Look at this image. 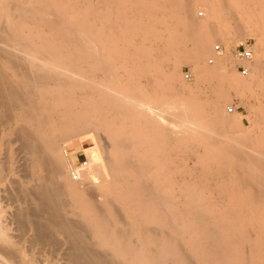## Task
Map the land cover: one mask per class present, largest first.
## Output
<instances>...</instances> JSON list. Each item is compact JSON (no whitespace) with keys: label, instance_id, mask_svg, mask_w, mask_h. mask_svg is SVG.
I'll use <instances>...</instances> for the list:
<instances>
[{"label":"bare ground","instance_id":"1","mask_svg":"<svg viewBox=\"0 0 264 264\" xmlns=\"http://www.w3.org/2000/svg\"><path fill=\"white\" fill-rule=\"evenodd\" d=\"M91 1L0 0V32L6 36L0 40L4 45L0 46V123L8 124L6 131L13 136L8 140L18 144L0 159V264H53L58 253L64 264H215L212 260L218 253L225 264H248L249 259L262 257L264 143L233 137L246 128L240 126V115L221 106V96L210 115L192 88L178 82L175 65L164 78L179 89L178 100L158 94L162 77L144 70L156 48L130 59L134 71L119 70L129 62L121 56L136 47L150 17L166 28L163 40L158 39L159 29L154 31L155 38L165 43V53L178 54L174 64L189 60L195 80L225 75L233 53L229 42L220 38L219 25L230 21L235 27L232 49L247 35L255 39L247 73L234 72L232 79L260 70L264 0H154L151 10H146V0H135L136 13L121 23L124 47L111 35L123 2L102 0L100 9L96 0ZM240 24L246 32L240 31ZM221 42L225 47L217 50ZM156 70L160 71L158 66ZM165 113L179 120V129L164 123ZM183 128L189 132L176 135ZM98 131L110 147L100 143ZM207 132L218 138L229 132L231 138L217 142ZM82 135L93 144L82 146L77 140ZM171 142L176 152L192 148L203 176L232 174L217 186L228 199L223 211L217 213L215 202L204 200L202 186L191 183L183 190L182 205L175 202L171 169L168 174L159 168L160 154H170ZM69 147H82L88 156L89 165L76 181L68 173ZM155 149L158 155L149 156ZM15 154L23 156L16 162ZM18 160L21 179L15 176L20 180L11 181L9 176L7 187V175ZM250 186L256 188L254 194ZM224 212L230 214V226L221 227ZM187 213L196 219L192 234L182 221ZM248 223L250 231L245 228ZM182 236L187 251L181 246ZM244 244L250 254L241 252Z\"/></svg>","mask_w":264,"mask_h":264},{"label":"rangeland","instance_id":"2","mask_svg":"<svg viewBox=\"0 0 264 264\" xmlns=\"http://www.w3.org/2000/svg\"><path fill=\"white\" fill-rule=\"evenodd\" d=\"M94 1L95 0H92L91 2L94 3ZM96 1H95L96 4L94 3V5H96L97 8L101 9L102 8L101 5H103V3L101 4L100 1L101 2H103V1L102 0H96ZM119 1H122L125 6H124V9L122 10L123 12L120 15H117V17L120 16V21L117 20L112 25L111 35L117 39L120 46L124 47V45L126 44V41L124 39L125 34H123L122 30H121V23L125 18L132 17L136 13V6L134 3L135 0H117V2H119ZM153 1L154 0H146V3H147L145 6L146 10H151L150 4ZM98 2L101 5L98 4ZM200 12H201V10L198 11L199 15H200ZM157 14H160V13L158 12ZM96 21L97 22H95V27L99 28L101 26V22L97 19H96ZM238 23H241V22L239 21ZM219 26H220L219 29L221 30L220 38L229 42L230 47H231L230 53H233V49L231 46V45H233L231 43H233L234 31H235V29H234L235 27L233 25V22L230 21V24L219 25ZM157 30H158V32H157ZM165 30H166L165 26L164 25L160 26V23H156L155 18H153V17L148 18L146 25H145V28L142 32V35H140V37H138V39L136 40V47L131 48V49H126L124 52V56H121L124 60H127L129 62H126L125 69H120L119 73H125L127 71H129V72L134 71V65L132 62H130V59L135 57V56L143 55L144 51H146L147 49L156 48L158 53L156 52L154 54L153 59H149L146 61L144 60L145 61L144 62V70L151 71V72L155 71L156 73H158L159 76L162 77V80H161L160 85L158 86V90H157L158 94H162L165 97L171 96L174 101L178 100L179 89H177V87L175 85L170 84L169 81L166 78H164V73L169 72L173 68V66L175 65L174 68H175L176 72H180V73H178V82L184 83V84H186L192 88V92L194 93L193 95L195 97L201 99L203 102H205L206 105L204 108H205V110H207V112L210 115H211V112L213 111V106H215V103L218 102V98H220V96H221V99H220L221 100L220 101L221 106H223L224 108H228V110L231 112V114L233 116L240 115V117L243 121V124L240 126H242L243 128L244 127H246V128L242 129V131H240V130L236 131V133H234L233 137H237L240 139L242 138L241 140L246 139L248 142L250 141L254 145H260L261 143H264V130H263L264 129V115H262V114L260 115L261 107L264 106V64L262 65L260 70H257V71L252 70L251 73L248 74L247 76L241 77L238 80H233L232 76H233L234 72H237L239 74H243V73H241V71L236 68L234 58L232 57L231 59L228 60V62H226L227 68H226L225 75L195 80L194 79L195 75H194L193 66L189 60H182V61L180 60L181 63H179L180 61H178L177 64H174V61H175L174 58H176V56L178 54L176 52L172 53L168 50L166 51L168 54L165 53V50H164L165 43H162V41H159V40H161V39L163 40L165 38V33L167 32ZM105 31H107V33H110L108 31V29H106ZM154 31L157 32L158 34H160V38H158L159 40L156 39L157 36L155 38ZM162 31L163 32L165 31V33L163 34L164 37L161 35V33H163ZM240 31L246 32L245 27H243V24H240ZM4 37H6V36L2 32H0V40H2V41L5 40ZM246 39L248 41H250V44L252 47V57L249 59V60H252V58L254 57L253 49L255 48V39H254V36H252V35H247L245 37V40ZM239 42H241V41L237 40L234 43V46ZM1 44L2 43H0V46L3 47L4 45L3 44L1 45ZM47 44H48V41L45 45L47 46ZM186 45H187V47H188V45L190 47L191 42L190 41L187 42ZM217 46H220L222 50L224 49L223 47H225L222 42L216 44V47ZM217 50H219V48ZM171 53L174 55H172ZM164 54H165V57H163ZM175 54H177V55L175 56ZM212 59L213 58H210V60H208V62L211 63ZM157 66L159 67L160 71L156 70ZM223 79L228 80V82H224ZM90 85L93 86L92 84H90ZM50 86H52V85H50ZM52 87H54V86H52ZM189 90L190 89H188L185 92L187 93V92H189ZM231 105H234L236 107V109L230 110ZM189 110H194V108L191 107ZM165 118L166 119L164 120V123H166L170 129L172 128V129L177 130L181 126V123L179 122V120L176 118H175V121L172 120V116L170 114L165 113ZM210 118H214V116H212ZM196 119H198V118H196ZM168 121H172V122H168ZM195 123H199V122L196 121V122H194V124ZM1 124L2 123H0V140H2V141H0V147H1L0 148L1 149L0 150V159L1 158L3 159L5 156H7V152L10 149V146H11V150H12V146L14 148V147H17L18 144H17V142H15L13 140H12V142L8 140L9 137H11V138L13 137L12 133L10 134L6 131L8 124H6V123H3L2 125ZM4 128H5V131L7 133L3 130ZM248 128L250 131L248 130ZM183 129H184V132L178 131V133H176V135H182L183 133L189 132V131H187L189 129V127H186L187 130L185 128H183ZM246 131L250 132L249 136H248L249 132H246ZM94 132L95 131L93 130L92 134H94ZM98 132H99L98 134L101 135V136L100 135L99 136L102 139L100 141V143L102 145L105 144V147H110L111 144H109V141L105 138V135L103 134V132L102 131H98ZM3 133H6V134L3 135ZM207 133H208V135H215L217 137V140H216L217 142L218 141L219 142L220 141L228 142L229 141L228 138H231L229 132H222L221 133L222 136L220 138H218V135L214 134L213 132H207ZM9 134H10V136H9ZM2 135H3V137H2ZM6 135H8V136H6ZM4 136L7 139H5ZM77 137L74 136V137H72V139L76 140ZM244 137H245V139H244ZM3 138H4L5 142H4ZM77 140H80V142H82L85 147L93 144L92 142H90L88 140V137L83 136V135ZM3 143H6L5 147H4ZM9 143H11V145ZM168 145H170V150L168 151V149H165L164 152H166V151H168V153L170 151L171 152H170V154H167V152L164 154H160L161 160L160 159L159 160L161 162L159 163V165H160L159 168H162L161 172H166L169 167L171 169V170L169 169L170 173H171V178L169 177L170 178L169 180L171 182L170 183L171 184V190H172V188L175 189V190H172V192L175 191L176 193L174 192L175 193L174 195L178 196V198H179L178 199L176 196H174V197H176V198L173 197L175 199V202L177 204L182 205V203H183L182 201L184 200L183 190H185L187 185L191 183V185L195 184L196 186H199V187L202 186L203 191L201 190V192H204V195H205V196H203L204 200H206V201L210 200L211 203L214 201L215 204L213 202L214 205L213 204L212 205H213V208L217 211V213L223 211V207H224L225 203H227L228 199L225 195H221L222 193L218 192L217 186L223 180H225V181L230 180V178L232 177V174H229L228 172H226L221 177L220 176H218V177L212 176L211 174H208V175L206 174L207 176H205V175L203 176V173L201 172L202 170L199 169L200 167L198 165H196L197 164L196 163L197 154H193L194 151L192 152V148L191 149L183 148V152H181L182 151V149H181V151L179 150L180 151V154H179V151L176 152V150H178V149H176V150L172 149V148H174V145L172 144V142ZM156 150H158V149L153 150L151 152L152 154H150L149 156L152 157V155H154L155 153H157V152L159 153V151H156ZM66 151H68V153L72 154V159L75 161H77L79 158H81L85 155V152L82 149V147H79V148L69 147ZM198 151L202 152L203 149L198 148ZM158 153L156 155H158ZM21 154L20 155L15 154L16 155V156L14 155L15 157L12 155V158L14 157L13 159H15L17 162V158H19V156H20V158H21V156H23ZM165 154H166V156H165ZM194 155H196V156H194ZM86 156H87V154H86ZM163 156L166 158H164ZM167 156H168V158H167ZM162 158H163V160H165L163 165H162V162H163ZM169 158H170V160H167ZM86 159H88V156ZM14 161H13V163H14ZM19 162H20V160H18V165L15 163L14 164L12 163V166L15 165V170H16V168H18V169L15 172L14 166H13V170L8 173L7 178H6L7 187H8V184H10V182L12 180H15V179L20 180L21 179L20 178ZM88 165H89V163H88ZM206 167H207L206 165L202 166V168H206ZM173 169H176V171H173ZM13 171H14V173H13ZM168 171H167V173H168ZM2 174H4L3 170H2ZM10 174H12V175L14 174V176L12 177V175H10ZM172 174H173V176H172ZM9 176L11 178V181L8 183V180H10ZM15 176L19 177L20 179L15 177ZM70 178L73 181L75 180L71 176H70ZM204 178H206V179H204ZM171 180H173V181H171ZM202 180H204V181H202ZM174 181H175V183H174L175 185L173 187ZM167 182L168 181L166 179L164 184L166 183L165 185H167ZM201 182L203 184L204 183H206V184H204V186H203V184ZM249 190L252 191L254 194V191L256 190V188L254 186H250ZM181 192H182V195L180 194ZM206 194L207 195L211 194V195L207 196ZM0 196H3L2 191H0ZM251 197L254 198L255 196L252 195ZM10 207H11V205H10ZM10 207H9V209L11 210L13 207H11V208ZM120 212H121V214L123 213V210L121 207H120ZM229 215L230 214L228 212H224L223 217L220 219V226L221 227L224 224L226 226H230L229 223H227L229 221V217H230ZM183 216L184 217H182V221L187 223L186 225L188 227V230L190 231L187 233L192 234L193 233L192 230L194 228L193 226H195L196 219L194 218V220L192 221L193 218L190 219L191 216L188 215V213L184 214ZM126 219L127 218H125V216H123V220L126 221ZM151 226H153V225L151 224ZM246 226H245L246 229L248 228V226L250 228L249 223L246 224ZM233 227L234 226H231L229 229H231ZM250 230L251 229H247V231H250ZM158 231H160V230H158ZM163 231L165 233H168V228L164 227ZM230 232H234V229H231ZM184 233H186V232L184 231ZM184 235H186V234H184ZM229 236L231 237L233 235H229ZM184 237L186 239H188L190 237V235L184 236ZM185 238H184V240L181 241L182 248L184 245L183 251L188 250L187 245H185V243L183 244V241L186 240ZM134 239H135V237H134ZM239 248H240V246H239ZM240 250H241V252H245L246 254L247 253L250 254V251H249L250 248H249V245L247 246V244L242 245ZM237 252H239V249L237 250ZM59 256H60L59 253L55 254L53 256V260H52V263L54 262L53 264H64V263H66V261ZM215 257H217L218 259H215ZM215 257L212 260V263H213V261L214 262L216 261L215 264H225V262H223L221 259L222 258L221 253L216 254ZM262 257H259L257 260L251 258L248 260V264H263L262 262H264V255H262ZM254 260L256 261L255 263H254Z\"/></svg>","mask_w":264,"mask_h":264},{"label":"built area","instance_id":"3","mask_svg":"<svg viewBox=\"0 0 264 264\" xmlns=\"http://www.w3.org/2000/svg\"><path fill=\"white\" fill-rule=\"evenodd\" d=\"M217 49L220 48V46L216 47ZM252 57V47L250 44V41L247 39L243 42H239L234 46L233 49V58L236 64V68L241 71V73H247L248 70V60ZM231 109H236L234 105L230 106ZM88 166V162L86 159V155L79 158L77 161L72 159V154L69 153L68 156V173L69 175L75 179H80L82 173L84 172V169Z\"/></svg>","mask_w":264,"mask_h":264},{"label":"crops","instance_id":"4","mask_svg":"<svg viewBox=\"0 0 264 264\" xmlns=\"http://www.w3.org/2000/svg\"><path fill=\"white\" fill-rule=\"evenodd\" d=\"M81 145L84 146L82 142H81Z\"/></svg>","mask_w":264,"mask_h":264}]
</instances>
